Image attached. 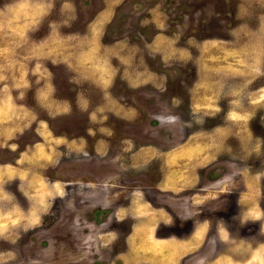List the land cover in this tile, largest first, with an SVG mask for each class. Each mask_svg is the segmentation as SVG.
<instances>
[{
	"label": "rangeland",
	"instance_id": "1",
	"mask_svg": "<svg viewBox=\"0 0 264 264\" xmlns=\"http://www.w3.org/2000/svg\"><path fill=\"white\" fill-rule=\"evenodd\" d=\"M262 138L264 0H0V264H264Z\"/></svg>",
	"mask_w": 264,
	"mask_h": 264
},
{
	"label": "flooded vegetation",
	"instance_id": "2",
	"mask_svg": "<svg viewBox=\"0 0 264 264\" xmlns=\"http://www.w3.org/2000/svg\"><path fill=\"white\" fill-rule=\"evenodd\" d=\"M262 141L264 142V138H262ZM258 163H260V162H258V161H256L255 162V164H254V166L256 167V168H258L257 170H264V165L263 164H259V165H257ZM220 179H222V177L221 178H219V180H217V183H218V185H225V180H220ZM226 186V185H225ZM218 191V190H217ZM216 191V192H217ZM227 193H229V191L227 190L226 191ZM218 193L219 194H221V193H224V191H218ZM259 208V207H258ZM260 209V208H259ZM259 209H258V211H259ZM260 212V211H259ZM263 214V217H261V218H259L258 220H257V218L256 219H253V221H254V223L256 224V222H258V224H257V226H258V233H259V235H262V233H263V229H262V227H263V222L262 221H264V213H262ZM217 215H219V216H224V217H227L228 215L227 214H223V213H221V214H217ZM251 217H253V216H247L246 218L247 219H250ZM237 230H241V234L242 235H245L246 234V228L244 229V228H242V229H237ZM222 232H220V231H218V233H216L217 234V236H218V239H219V237H222L220 234H219V232L221 233V234H224V235H226V236H233L232 234H231V231H230V229H228L227 227H223V230H221ZM185 262V261H184ZM210 264V263H209Z\"/></svg>",
	"mask_w": 264,
	"mask_h": 264
},
{
	"label": "crops",
	"instance_id": "3",
	"mask_svg": "<svg viewBox=\"0 0 264 264\" xmlns=\"http://www.w3.org/2000/svg\"><path fill=\"white\" fill-rule=\"evenodd\" d=\"M56 185L57 183L53 184L52 185V188H55L56 189ZM24 214V213H23ZM25 215V214H24ZM183 246H178V248L176 249V251L172 252L171 255H172V259L171 257L169 256L168 259H171V262H173L174 260L177 261H184L185 260V257L195 251L191 250V249H188V247H190V245H192V241L188 242V241H184L182 243ZM172 246V245H171Z\"/></svg>",
	"mask_w": 264,
	"mask_h": 264
}]
</instances>
